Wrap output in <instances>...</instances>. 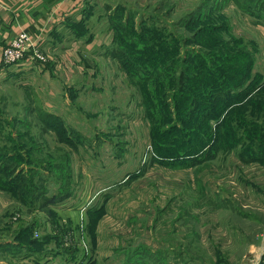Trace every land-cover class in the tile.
Returning <instances> with one entry per match:
<instances>
[{
    "label": "rangeland",
    "instance_id": "374dc122",
    "mask_svg": "<svg viewBox=\"0 0 264 264\" xmlns=\"http://www.w3.org/2000/svg\"><path fill=\"white\" fill-rule=\"evenodd\" d=\"M237 1L245 11L234 0L98 3L111 7L110 14L116 4H124L170 22L203 4L205 17L225 20L226 32L254 43L253 71L264 81V10L253 6L255 0ZM103 7L93 9L100 19L106 17ZM122 19H116L120 28ZM97 20L91 19L94 32L89 38L103 28L104 18ZM73 47L76 53L63 56L64 65L43 50L42 61L0 65V147L9 146V161L15 164L24 162L12 157L15 149L22 158H54L57 167L46 172L58 179L43 183L51 195L62 187L71 191L58 204L48 205L59 216L55 220L62 232L57 235L64 242L60 247L53 238L28 244L54 234L57 228L48 219L52 212L44 207L26 212L18 199L0 189V239L22 241L11 252L0 248V264H264V162H245L235 148H214L212 157L211 152L204 156L207 148L156 155L154 141L198 146L206 126L190 123L193 133L183 137L178 131L161 135L160 126L146 115L139 90L118 63L104 57L102 49ZM168 105H161L162 113ZM36 106L61 117L75 147L41 124ZM170 117L176 115H168L162 128L171 124ZM167 137L173 141H165ZM30 223L31 229H22ZM67 246L72 253H65Z\"/></svg>",
    "mask_w": 264,
    "mask_h": 264
},
{
    "label": "trees",
    "instance_id": "16d2710c",
    "mask_svg": "<svg viewBox=\"0 0 264 264\" xmlns=\"http://www.w3.org/2000/svg\"><path fill=\"white\" fill-rule=\"evenodd\" d=\"M93 1L85 0L86 5L81 9L82 16L69 24L71 33L76 38L88 41L92 37L89 38L92 34L91 16L95 6L97 7V3ZM234 1L239 5L237 0ZM246 5L251 8V1ZM253 6L264 10V0H255ZM102 7L104 14L106 12L104 20L108 29L112 30V39L109 44L98 49H102L104 57L116 61L126 72L133 86L139 90L141 104L146 107L150 122L154 126H160L158 131L163 132L161 135L166 137L172 131H178L182 132L183 137L185 133H193L192 129L187 127L190 123L206 126L204 135H198V146L192 144L181 148L182 144L176 147L168 146L167 142L162 145L154 141L153 149L156 155L174 156L207 148L204 156L207 157L211 152L212 157L214 148L218 149L217 152L219 148H235V153L245 162H264V81L259 72L253 71L256 59L254 43L249 44V41L242 37L226 32L225 20L215 22L205 17L201 12L203 4L177 22L163 20L162 16L160 18L154 13L124 4H116L111 14V7L106 4ZM120 8L124 10V14L120 12ZM241 9L245 11L242 5ZM120 16H123L124 24L121 28L116 25V19ZM209 20H212L211 23H203ZM181 29H188L190 33L185 34ZM197 35H202L203 38L200 39ZM193 43L201 45L204 49L198 50ZM222 60H228V65ZM166 103L171 105L165 107L166 112L162 113L161 105ZM34 109L36 117L46 129L53 130L59 141L75 147L58 114L41 106ZM172 114L176 115V118L170 117L168 122L171 124L165 125V129L162 128L160 123L164 124L163 120H167L168 115ZM167 126H172V129ZM166 140L173 141L169 137L165 138ZM2 145L4 148L0 147V189L18 199L26 212H35L43 207L50 210L53 217L48 216V219L57 228L59 224L55 216H59L52 206L48 208V205L58 204L71 191L62 187L58 188L56 194L51 195L50 188L43 183L46 178L58 179L57 174L52 176V173L46 172H52V169L57 167L55 159L31 160L28 158L29 154L22 158L14 148L12 157L24 160L15 164L9 161V146ZM23 152L29 153L28 150ZM30 152L36 153V150ZM64 165L65 163L60 167ZM20 167L22 169H19ZM31 225L33 224L30 223L22 229H31ZM59 229L61 228L53 230L54 234L44 238L46 240L27 242L41 245L53 238L59 241L60 246V243L64 242L62 237L59 239L58 235L62 232ZM16 238L18 237L0 239V248L10 252L16 250L22 246V241L16 242ZM65 248V253H72V246Z\"/></svg>",
    "mask_w": 264,
    "mask_h": 264
},
{
    "label": "crops",
    "instance_id": "0c3cea01",
    "mask_svg": "<svg viewBox=\"0 0 264 264\" xmlns=\"http://www.w3.org/2000/svg\"><path fill=\"white\" fill-rule=\"evenodd\" d=\"M95 2L97 6L103 5L99 4L98 0ZM85 4V0H0V65L3 49L23 30L29 32L32 44L48 54L51 52V60L53 62L60 60L62 65L66 61L63 56L68 57L67 55L76 53L74 44L79 45L83 51L96 50L102 45L109 44L112 32L105 20L102 30L99 29L88 41L72 35L69 24L80 19L81 9ZM99 16L93 14L91 19L104 18L100 19ZM82 62L84 64L83 60Z\"/></svg>",
    "mask_w": 264,
    "mask_h": 264
},
{
    "label": "built area",
    "instance_id": "2783aa9c",
    "mask_svg": "<svg viewBox=\"0 0 264 264\" xmlns=\"http://www.w3.org/2000/svg\"><path fill=\"white\" fill-rule=\"evenodd\" d=\"M39 50L41 49L37 45L31 43L29 33L23 30L16 39L3 49L2 64L32 59L42 61L44 56Z\"/></svg>",
    "mask_w": 264,
    "mask_h": 264
}]
</instances>
